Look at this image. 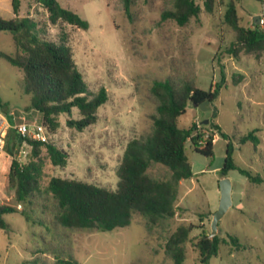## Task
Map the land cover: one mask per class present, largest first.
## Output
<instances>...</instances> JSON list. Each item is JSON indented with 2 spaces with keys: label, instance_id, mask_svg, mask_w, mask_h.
Wrapping results in <instances>:
<instances>
[{
  "label": "rangeland",
  "instance_id": "374dc122",
  "mask_svg": "<svg viewBox=\"0 0 264 264\" xmlns=\"http://www.w3.org/2000/svg\"><path fill=\"white\" fill-rule=\"evenodd\" d=\"M203 1L195 0L201 8L199 16L178 26L160 20V13L171 7L167 0H132L130 19L121 0H57L89 23V28L82 30L60 21L52 25L42 7L32 0H19L17 16L37 22L44 39L64 41L90 92L100 87L107 92L95 124L82 132L66 126L68 118H79L76 109L70 117H58L59 127L55 133H47L48 142L67 153V164L52 166L42 151V186L49 178L59 177L115 190L116 168L127 142L151 130L156 102L149 88L155 79L169 80L175 86L191 81L208 91L223 77L218 96L208 109L189 103L178 126L198 123L194 134L204 141L216 133L209 126L211 120L232 142L236 167L264 179V51L240 52L237 57L228 54L235 40V33L224 21L230 0H214L211 13L204 10ZM233 2L245 28H251L253 18L264 13V0ZM0 17H14L11 0H0ZM0 52H17L8 32L0 31ZM22 77L20 69L0 58V101L7 104L0 107V117L9 126L41 123L38 112L24 109L29 96L22 93ZM206 119L208 123L202 124ZM250 132H255L258 144H240L239 139ZM225 149L226 141L217 136L212 156L204 157L187 141L185 155L192 177L179 183L176 213L163 225L149 227L135 212L129 226L112 231L67 229L55 221L51 196L16 205L18 212L5 215L8 227L0 230V264H58L60 259L78 264H174L165 253V244L180 225L192 226L182 264H202L196 243L202 235H209L211 214L218 207ZM30 152L25 143L12 147V156L0 150V179L6 186L0 203H14L8 183L12 158L25 163ZM147 173L155 179L168 176L161 165L151 166ZM225 177L232 184V204L218 223V252L206 264H264V182L253 184L237 170ZM229 236L238 240V248Z\"/></svg>",
  "mask_w": 264,
  "mask_h": 264
},
{
  "label": "trees",
  "instance_id": "16d2710c",
  "mask_svg": "<svg viewBox=\"0 0 264 264\" xmlns=\"http://www.w3.org/2000/svg\"><path fill=\"white\" fill-rule=\"evenodd\" d=\"M48 14V21L55 25L59 21L87 30L89 23L73 11L63 8L57 0H32ZM169 9L160 13L161 21H173L184 26L191 18H197L201 8L195 0H167ZM123 12L130 19L132 0H121ZM214 0H204L203 7L207 13L213 10ZM13 18L0 17V31L11 34L17 52L8 55L0 52V58L20 69L23 73L21 90L29 96L25 111H36L41 115V124L46 132L53 134L59 127L58 117L62 114L70 117L72 109L79 114L78 119L68 118L66 126L82 132L95 124L97 110L107 101V92L100 87L95 93L90 92L78 70L72 51L64 41L50 42L40 36L37 22L29 17L17 16L19 0H11ZM225 23L235 33V40L230 44L227 53L237 57L240 52L260 53L264 51V31L252 25L245 28L240 25L236 6L230 0L224 13ZM222 77V76H221ZM223 77L221 78V81ZM220 81V82H221ZM220 82L208 91L197 88L193 82L186 81L175 86L169 80L152 81L149 88L154 98L155 113L150 116L151 130L146 135L133 138L127 142L121 160L116 168L117 185L115 190H107L96 185L74 179L51 177L42 186V159L46 158L54 167H65L67 153L49 142H39L23 137L14 130H8L4 141V151L12 156L14 146L27 144L30 156L25 163L12 158L8 183L13 188V201L0 203V230L7 229L4 219L7 214L17 213L16 205L29 203L32 199L48 195L55 201L56 223L67 229L112 231L127 227L135 212L139 213L149 227L163 225L176 213L175 201L179 183L192 177L191 167L185 155L187 141H191L194 151L204 157L212 156L213 143L217 136L226 141L225 158L221 176L231 170H237L253 184H260L264 179L252 175L236 167L232 159L233 144L220 129L209 121V126L216 133L209 135L204 141L200 135L194 134L198 123L188 128H180L178 119L187 105L211 104L217 98L221 88ZM7 105L0 101V107ZM214 114V113H213ZM251 142L258 144L255 132H250L239 139L240 144ZM153 165H161L168 171V176L155 179L147 170ZM25 216L23 212H20ZM192 226H178L165 244V253L174 264H182L184 260V244L188 240ZM233 246L239 247L238 240L229 236ZM219 239L212 240L202 235L196 247L199 259L206 264L218 252ZM58 264H78L72 259H60Z\"/></svg>",
  "mask_w": 264,
  "mask_h": 264
},
{
  "label": "water",
  "instance_id": "95a60500",
  "mask_svg": "<svg viewBox=\"0 0 264 264\" xmlns=\"http://www.w3.org/2000/svg\"><path fill=\"white\" fill-rule=\"evenodd\" d=\"M258 19L259 16H255L253 18V24L258 25ZM209 101H205L199 105L193 103L192 105L194 107L199 108L200 110H207V105H209ZM208 120H204L202 124H207ZM22 141V138L19 137V142ZM218 188H219V202H218V207L214 213L211 214V220H210V232L208 235V239L212 240L218 230V223L222 219V217L226 214V212L229 210L232 204V197H231V192H232V184L229 178L227 177H222L218 183Z\"/></svg>",
  "mask_w": 264,
  "mask_h": 264
},
{
  "label": "built area",
  "instance_id": "2783aa9c",
  "mask_svg": "<svg viewBox=\"0 0 264 264\" xmlns=\"http://www.w3.org/2000/svg\"><path fill=\"white\" fill-rule=\"evenodd\" d=\"M260 30L264 31V13L259 16L258 25ZM8 129H12L19 135V137H27L39 142H48V134L41 123L28 124L20 122L13 126H9L4 122L3 118L0 117V150L4 147V139Z\"/></svg>",
  "mask_w": 264,
  "mask_h": 264
},
{
  "label": "crops",
  "instance_id": "0c3cea01",
  "mask_svg": "<svg viewBox=\"0 0 264 264\" xmlns=\"http://www.w3.org/2000/svg\"><path fill=\"white\" fill-rule=\"evenodd\" d=\"M5 154L7 155V153H5ZM1 157H2V154H0V158ZM3 158H4V156H3ZM4 190H6V186L4 183L1 182V179H0V196L3 194Z\"/></svg>",
  "mask_w": 264,
  "mask_h": 264
}]
</instances>
